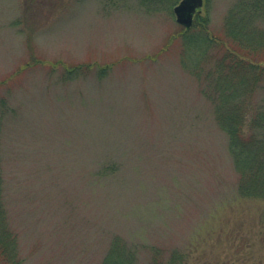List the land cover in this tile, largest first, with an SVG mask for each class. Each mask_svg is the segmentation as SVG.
<instances>
[{"label": "rangeland", "instance_id": "374dc122", "mask_svg": "<svg viewBox=\"0 0 264 264\" xmlns=\"http://www.w3.org/2000/svg\"><path fill=\"white\" fill-rule=\"evenodd\" d=\"M180 1L0 0L3 203L24 264H101L115 240L141 264L155 248L264 264V201L238 192ZM236 2L204 0L213 35Z\"/></svg>", "mask_w": 264, "mask_h": 264}, {"label": "trees", "instance_id": "16d2710c", "mask_svg": "<svg viewBox=\"0 0 264 264\" xmlns=\"http://www.w3.org/2000/svg\"><path fill=\"white\" fill-rule=\"evenodd\" d=\"M236 1L219 36L209 31L208 16H196L192 28L183 34L185 57L198 73L212 63L210 70L203 71L209 79L206 94L214 105L217 123L228 137L238 192L242 197L264 201V0ZM211 52H216V58ZM1 159L0 147V264H24L18 236L9 227L3 203ZM171 252L165 257L163 250L155 248L146 264H188L181 251ZM101 264H141L138 248L115 240Z\"/></svg>", "mask_w": 264, "mask_h": 264}, {"label": "water", "instance_id": "95a60500", "mask_svg": "<svg viewBox=\"0 0 264 264\" xmlns=\"http://www.w3.org/2000/svg\"><path fill=\"white\" fill-rule=\"evenodd\" d=\"M203 7L204 0H181L174 8L177 23L190 30L195 16L201 13Z\"/></svg>", "mask_w": 264, "mask_h": 264}]
</instances>
